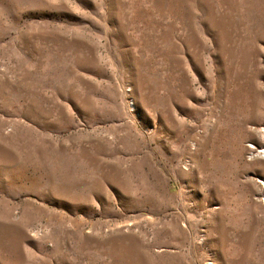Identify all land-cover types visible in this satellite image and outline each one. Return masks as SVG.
Returning <instances> with one entry per match:
<instances>
[{"label":"rangeland","instance_id":"obj_1","mask_svg":"<svg viewBox=\"0 0 264 264\" xmlns=\"http://www.w3.org/2000/svg\"><path fill=\"white\" fill-rule=\"evenodd\" d=\"M262 128L264 0H0V264H264Z\"/></svg>","mask_w":264,"mask_h":264},{"label":"bare ground","instance_id":"obj_2","mask_svg":"<svg viewBox=\"0 0 264 264\" xmlns=\"http://www.w3.org/2000/svg\"><path fill=\"white\" fill-rule=\"evenodd\" d=\"M261 132H263V134H264V128H262V131ZM257 155L260 157V156H262V157H264V146H262L261 148H259L258 150H257ZM254 155V154H253Z\"/></svg>","mask_w":264,"mask_h":264},{"label":"built area","instance_id":"obj_3","mask_svg":"<svg viewBox=\"0 0 264 264\" xmlns=\"http://www.w3.org/2000/svg\"><path fill=\"white\" fill-rule=\"evenodd\" d=\"M261 133H262V132H261ZM251 146H252V145H249V147L253 149L254 146H253V147H251Z\"/></svg>","mask_w":264,"mask_h":264}]
</instances>
